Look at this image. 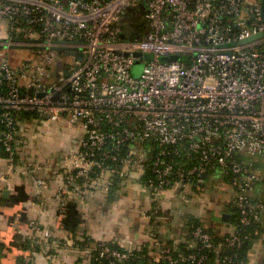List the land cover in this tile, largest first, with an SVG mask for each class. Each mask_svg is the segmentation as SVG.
<instances>
[{"label": "built area", "instance_id": "2783aa9c", "mask_svg": "<svg viewBox=\"0 0 264 264\" xmlns=\"http://www.w3.org/2000/svg\"><path fill=\"white\" fill-rule=\"evenodd\" d=\"M133 10L140 27L123 20ZM22 113L79 130L62 162L72 192L107 169L152 175L142 214L150 247L79 245L91 262L264 264L260 241L241 254L264 216V0H0V145L12 165ZM23 168L47 186L38 164ZM209 186L232 188L238 221L218 239L191 225L192 243L181 237L191 251L176 254L162 238L160 202L171 189L186 199ZM43 237L29 238L43 255L63 248Z\"/></svg>", "mask_w": 264, "mask_h": 264}, {"label": "crops", "instance_id": "0c3cea01", "mask_svg": "<svg viewBox=\"0 0 264 264\" xmlns=\"http://www.w3.org/2000/svg\"><path fill=\"white\" fill-rule=\"evenodd\" d=\"M40 121L32 117L19 122L20 145L14 165L0 157V242L5 245L0 264H15L22 259L23 241L31 233L44 238L45 231L50 234V242H59L63 248L56 249L51 257L41 251L34 254L32 264H92L89 254L80 251L79 245L86 242L93 245L106 241L128 250L149 248V221L142 214L149 211L152 202L148 188L141 183L140 171L135 169L119 179L107 169L94 182L82 184L78 191H66L63 154L75 146L80 132L63 123H51L52 128L42 130L36 124ZM25 162L40 166L36 177L46 181L45 188L36 186L25 173ZM215 187L209 186L205 193L188 189L186 199L176 188L167 191L160 202L166 216L160 231L166 244L176 248L182 242L184 220L178 216L184 210L190 213L199 207L197 217L206 227L209 223L219 232L227 228L219 220L227 202L222 197L229 195L227 191H215V200ZM213 199L216 203L212 202L215 206L211 207L208 203ZM31 221L38 226L36 231L31 232Z\"/></svg>", "mask_w": 264, "mask_h": 264}, {"label": "trees", "instance_id": "16d2710c", "mask_svg": "<svg viewBox=\"0 0 264 264\" xmlns=\"http://www.w3.org/2000/svg\"><path fill=\"white\" fill-rule=\"evenodd\" d=\"M123 20L124 21H131L133 25L135 26H138L140 27L141 26V23L140 21L138 20L136 14H135V10L129 12V13H125L124 16H123ZM32 117H37L33 114H29V113H22L19 115L18 117V121H22L24 119H31ZM18 156V155H17ZM0 157L1 158H4L6 159V154L3 152V149H2V146L0 145ZM15 164V162H14ZM152 179V175L149 173V171L147 170L146 173H145V176H141V183H143L145 186H148V181ZM78 182V186L80 188V186L83 184L81 183L82 181H77ZM147 183V184H146ZM73 186H70V185H67L66 186V191L68 190H71ZM208 187L206 188H202L200 191H195L197 193L199 192H203L205 193L206 190H207ZM231 190V192L227 191L228 195H229V198H230V195L233 196V190L232 188H229ZM230 202L227 200V202L225 203V206H224V212L227 213L229 215V219L228 221L224 222L222 220H219V224L221 223H224V224H230V223H236L238 221V215L236 214V211L229 205ZM75 215V214H74ZM184 224H183V230L184 231V234L183 236H185L187 238V241H192L191 237H190V226L191 225H194V226H202L204 229H206L210 234H212L215 238H219V235L221 234V232H219V230H217V228H215L214 226H210L209 223L207 224L208 227H206L204 224L203 221L199 220L198 217L194 216L193 214H189V213H185L184 214ZM247 233L249 235V239H248V242L245 243L243 249L241 250V254L243 255L247 249H249L254 243H257L260 241L261 246H259L258 244V249H261L264 251V237H263V234H264V216L262 217V219L260 221H256V222H253L252 226L250 228L247 229ZM263 237V238H262ZM262 238V239H261ZM87 240V238H86ZM85 240V241H86ZM30 239H26L23 241V243L21 244V250L25 253V255L29 254L31 255L33 252H40V249L37 248L36 246H33L31 247L30 245ZM165 242V241H164ZM166 243V242H165ZM192 243V242H191ZM112 246L116 247V248H120L119 246H117L116 244H113L111 243ZM188 244V242H187ZM186 243H183L181 242L179 244V247H176L174 250H175V253L178 254V253H187L189 251H191V248H187V245ZM5 249V245L3 243L0 242V260L3 256L2 252L3 250ZM120 249H123V248H120ZM142 250L144 252H146L147 248H142ZM136 254V252H135ZM23 259V258H22ZM22 259H18L15 264H18L19 262L22 261ZM139 260L136 259V264H138ZM92 264H98V263H95L92 261Z\"/></svg>", "mask_w": 264, "mask_h": 264}, {"label": "rangeland", "instance_id": "374dc122", "mask_svg": "<svg viewBox=\"0 0 264 264\" xmlns=\"http://www.w3.org/2000/svg\"><path fill=\"white\" fill-rule=\"evenodd\" d=\"M141 69H142V64L140 63V62H135V64H134V66H133V69H132V75L134 76V77H137V76H139V74L141 73ZM37 125H40L41 127V129L42 130H46L47 129V127H50V128H52V126H51V123H49V122H44V121H40L39 123H36ZM35 127L37 128V126L35 125ZM38 129V128H37ZM49 130V129H48ZM215 189V190H214ZM213 190V197H214V199L215 200H217L218 198H217V194H216V192L215 191H221V189L218 187V186H216L215 188H214ZM223 199L224 200H226V199H228L227 198V196L226 195H223ZM192 205H190V207H191ZM263 237H264V234H263ZM262 237V238H263ZM261 238V239H262Z\"/></svg>", "mask_w": 264, "mask_h": 264}, {"label": "water", "instance_id": "95a60500", "mask_svg": "<svg viewBox=\"0 0 264 264\" xmlns=\"http://www.w3.org/2000/svg\"><path fill=\"white\" fill-rule=\"evenodd\" d=\"M132 33V28L130 26H125L124 27V30H123V34L126 36V37H129ZM146 59H149V56L146 55L145 56ZM170 59H178V56H170V57H164L163 60H170ZM229 219V215L227 213H223L221 215V220L226 222L228 221Z\"/></svg>", "mask_w": 264, "mask_h": 264}, {"label": "flooded vegetation", "instance_id": "af4514ba", "mask_svg": "<svg viewBox=\"0 0 264 264\" xmlns=\"http://www.w3.org/2000/svg\"><path fill=\"white\" fill-rule=\"evenodd\" d=\"M227 196V195H226ZM222 199H223V197H222ZM224 200V199H223ZM225 201V200H224ZM226 201H227V199H226ZM212 202H215L216 203V201H214V199L213 200H211V202L210 203H208V204H210L211 205V207H213V206H215V204H212ZM199 207H197V208H193V209H191L190 211H188V212H190L189 214H191V213H193V215L194 216H196L197 217V214H198V212H199ZM163 214L165 215V212L163 211ZM184 214H185V210H184V212H182V213H180L179 214V218L181 219L182 218V220H184L185 219V217H184ZM199 218V217H198ZM185 231V230H184ZM258 252H263V250H261V249H258Z\"/></svg>", "mask_w": 264, "mask_h": 264}]
</instances>
